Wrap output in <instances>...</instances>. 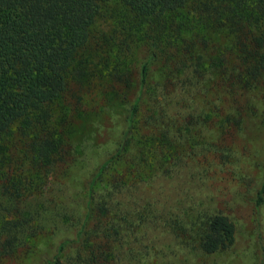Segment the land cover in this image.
Here are the masks:
<instances>
[{"label":"trees","instance_id":"obj_1","mask_svg":"<svg viewBox=\"0 0 264 264\" xmlns=\"http://www.w3.org/2000/svg\"><path fill=\"white\" fill-rule=\"evenodd\" d=\"M214 29L230 35L232 61L204 54L206 31ZM209 71L230 101L224 121L234 124L229 130L240 128L247 90L264 74V0H0V264L32 218L19 205L26 188L21 179L44 188L82 162L76 117L99 115L117 99L123 128L86 182L80 229L43 264H125L127 256L134 263L145 257L151 248L145 228L156 214L144 202L134 222L124 194L148 178L139 175L142 166L167 176L181 163L193 117L181 122L170 107L174 100L181 107L180 93L198 88ZM263 194L264 161L255 209ZM200 221V251L231 246L235 227L228 216L213 212Z\"/></svg>","mask_w":264,"mask_h":264},{"label":"rangeland","instance_id":"obj_2","mask_svg":"<svg viewBox=\"0 0 264 264\" xmlns=\"http://www.w3.org/2000/svg\"><path fill=\"white\" fill-rule=\"evenodd\" d=\"M205 36L209 54H204L209 59H217L220 54H225L228 61L234 59L235 50L225 30H208ZM153 72L156 74L155 68ZM222 93L216 74L209 71L198 88L180 93L181 107L174 100L180 102L178 97H173L172 116L178 111L181 122L191 116L193 124L186 126L181 163L167 176L142 166L139 175L148 178L124 194L132 201L129 211L134 222L138 221L135 211L144 202L149 204L151 214H156L155 221L145 228V243L151 246L148 254L137 263L127 256L125 264H264V194L258 208L253 206L264 161V74L247 90L248 114L238 122L240 128L230 129L233 134L229 128L234 124L224 121L230 101ZM120 101L117 99L112 109L107 106L99 115L76 117L73 136L78 145L84 146L79 162L82 166L70 165L44 188L21 179L26 188L22 189L24 198L19 205L32 218L22 226L18 233L21 243L3 264H43L61 240L74 239L85 212L86 182L97 163L113 152L123 128L121 116L115 115L122 113ZM176 127L173 125L171 132ZM132 173L139 178L135 169ZM118 196L122 200V195ZM213 212L233 222L234 240L227 249L204 253L195 245L196 229L201 218ZM92 222L87 221V226ZM127 248L124 244L126 253ZM72 250L70 246L65 253ZM130 256L136 257L134 252Z\"/></svg>","mask_w":264,"mask_h":264}]
</instances>
